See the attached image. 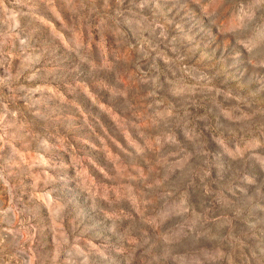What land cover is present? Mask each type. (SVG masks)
I'll return each mask as SVG.
<instances>
[{"label": "rangeland", "instance_id": "obj_1", "mask_svg": "<svg viewBox=\"0 0 264 264\" xmlns=\"http://www.w3.org/2000/svg\"><path fill=\"white\" fill-rule=\"evenodd\" d=\"M0 264H264V0H0Z\"/></svg>", "mask_w": 264, "mask_h": 264}]
</instances>
